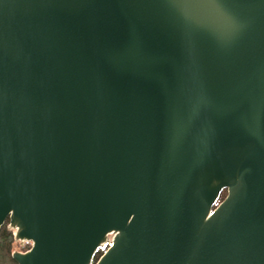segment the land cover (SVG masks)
I'll list each match as a JSON object with an SVG mask.
<instances>
[{"label":"water","instance_id":"water-1","mask_svg":"<svg viewBox=\"0 0 264 264\" xmlns=\"http://www.w3.org/2000/svg\"><path fill=\"white\" fill-rule=\"evenodd\" d=\"M8 220L18 264H264V0H0Z\"/></svg>","mask_w":264,"mask_h":264},{"label":"trees","instance_id":"trees-1","mask_svg":"<svg viewBox=\"0 0 264 264\" xmlns=\"http://www.w3.org/2000/svg\"><path fill=\"white\" fill-rule=\"evenodd\" d=\"M227 196V191H223L217 205L222 202ZM14 246H18L22 252H27L31 249V244L25 243L23 246L15 242L14 232L9 229V220L5 223L0 231V264H18L13 259ZM103 254L101 250L96 253L94 263H97L100 256Z\"/></svg>","mask_w":264,"mask_h":264},{"label":"rangeland","instance_id":"rangeland-1","mask_svg":"<svg viewBox=\"0 0 264 264\" xmlns=\"http://www.w3.org/2000/svg\"><path fill=\"white\" fill-rule=\"evenodd\" d=\"M16 242V241H15ZM17 244H18V242H16ZM19 244H21V243H19ZM23 244V243H22ZM23 246V245H22ZM16 251H19V252H22L21 250H20V248L18 247V246H14V251L13 252H16Z\"/></svg>","mask_w":264,"mask_h":264}]
</instances>
